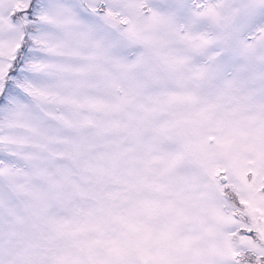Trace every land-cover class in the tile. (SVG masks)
<instances>
[{"label":"snow or ice","instance_id":"snow-or-ice-1","mask_svg":"<svg viewBox=\"0 0 264 264\" xmlns=\"http://www.w3.org/2000/svg\"><path fill=\"white\" fill-rule=\"evenodd\" d=\"M0 264H264V0H0Z\"/></svg>","mask_w":264,"mask_h":264}]
</instances>
